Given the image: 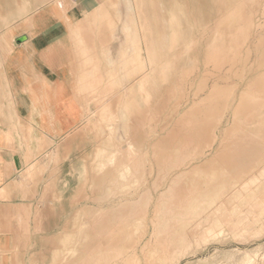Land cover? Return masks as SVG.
<instances>
[{
  "label": "rangeland",
  "instance_id": "rangeland-1",
  "mask_svg": "<svg viewBox=\"0 0 264 264\" xmlns=\"http://www.w3.org/2000/svg\"><path fill=\"white\" fill-rule=\"evenodd\" d=\"M56 1L0 0V117L12 118L7 64L30 19ZM103 1L127 53L118 74L101 75V120L84 128L96 138L43 156L39 176L85 196L53 264H264V0ZM130 116L147 124L141 143ZM172 184L192 197L172 218L183 251L164 257L160 197ZM140 197L147 214L133 216Z\"/></svg>",
  "mask_w": 264,
  "mask_h": 264
},
{
  "label": "crops",
  "instance_id": "crops-1",
  "mask_svg": "<svg viewBox=\"0 0 264 264\" xmlns=\"http://www.w3.org/2000/svg\"><path fill=\"white\" fill-rule=\"evenodd\" d=\"M110 10L103 0L46 5L7 64L12 118L0 117V264H53L69 241L70 220L85 214L84 194L62 193V179L39 170L57 145L64 156L74 143L80 152L83 140L96 138L84 128L93 116L94 124L101 120V75L118 74L127 53L111 40L117 21ZM125 123L141 143L147 124L132 116Z\"/></svg>",
  "mask_w": 264,
  "mask_h": 264
},
{
  "label": "bare ground",
  "instance_id": "bare-ground-1",
  "mask_svg": "<svg viewBox=\"0 0 264 264\" xmlns=\"http://www.w3.org/2000/svg\"><path fill=\"white\" fill-rule=\"evenodd\" d=\"M258 1V0H257ZM254 2V1H253ZM239 48V47H238ZM227 51V50H226ZM235 51V50H234ZM221 52V51H220ZM223 52V51H222ZM230 53L233 54V52L231 51ZM238 55V53H236ZM237 59V58H236ZM239 59V57H238ZM213 62L215 63V65H218L219 59L217 57L213 58ZM232 62V61H231ZM233 64V63H232ZM218 67V66H217ZM182 127V126H181ZM184 127V126H183ZM184 129V128H183ZM179 139V138H178ZM198 141V140H197ZM240 141V140H239ZM242 141V140H241ZM263 142V141H262ZM187 146L191 145V141H186L185 142ZM196 143V142H195ZM248 144V142H247ZM206 151V150H205ZM219 152V151H218ZM229 153V152H228ZM221 154V153H220ZM216 157V155H215ZM234 157V156H233ZM240 158V157H238ZM214 159V158H213ZM212 159V161H213ZM211 161V162H212ZM230 161V160H229ZM232 161H234V158L232 159ZM231 162V161H230ZM225 164V163H224ZM202 168V167H201ZM214 168V167H213ZM229 168V167H228ZM199 169V168H198ZM217 169V168H216ZM215 169V170H216ZM223 169V167H222ZM196 170V169H195ZM200 170V169H199ZM224 172V171H223ZM192 173V172H191ZM190 173V174H191ZM183 185V184H182ZM195 187V186H194ZM197 187V186H196ZM195 193V192H194ZM191 197H192V192L190 190H187L186 188H182V187H176L174 186V184H172L167 193L164 195H162L160 197V201L165 203L166 206V213L164 214V217L167 219V224H166V230L162 232V227L160 224L158 223H154V230L156 232L160 231L163 233V237L161 239H157L158 242H160V248L163 251V256L164 257H168V256H174L177 253H180L183 251L181 246H177V247H172L173 245V241L171 240L170 237V232L175 228V226L177 225V222H175L172 218L174 216H178L183 218L182 212L184 210V207L190 203L191 201ZM195 197V196H194ZM193 197V198H194ZM145 202V198L144 197H140L135 203L129 204L128 209H130L131 214L134 215H146L147 214V209L143 208L142 205ZM202 204V203H201ZM207 204V203H206ZM160 204H158L159 206ZM157 206V207H158ZM207 206V205H206ZM191 210V209H190ZM205 210V209H204ZM187 211V210H185ZM155 213H157V210L155 211ZM189 213V212H188ZM146 217V216H145ZM190 217V216H189ZM185 218V217H184ZM177 221V220H176ZM152 225V226H153ZM165 229V228H164ZM153 235V233H152ZM157 235V234H156ZM151 237V236H150ZM154 240V239H153ZM188 240V239H187ZM94 245V244H93ZM96 245V244H95ZM182 245V244H181ZM95 247V246H92ZM159 248V249H160ZM95 249V248H94ZM87 250V248H86ZM186 250V249H185ZM91 252V251H90ZM96 252V251H95ZM89 253V252H88ZM185 253V252H184ZM87 255V254H86ZM94 255V254H93ZM183 255V254H182ZM172 256V257H173ZM93 258V257H92ZM89 259V258H87ZM86 259V260H87ZM93 261V260H92ZM176 261V259H175ZM178 261V260H177ZM176 261V262H177ZM94 262V261H93ZM173 262V261H172ZM83 263V262H82ZM98 264V263H97Z\"/></svg>",
  "mask_w": 264,
  "mask_h": 264
},
{
  "label": "built area",
  "instance_id": "built-area-1",
  "mask_svg": "<svg viewBox=\"0 0 264 264\" xmlns=\"http://www.w3.org/2000/svg\"><path fill=\"white\" fill-rule=\"evenodd\" d=\"M72 3H80L82 2L83 0H70Z\"/></svg>",
  "mask_w": 264,
  "mask_h": 264
}]
</instances>
